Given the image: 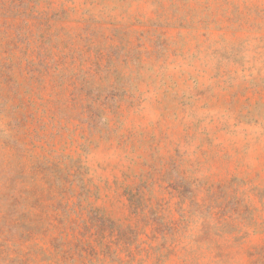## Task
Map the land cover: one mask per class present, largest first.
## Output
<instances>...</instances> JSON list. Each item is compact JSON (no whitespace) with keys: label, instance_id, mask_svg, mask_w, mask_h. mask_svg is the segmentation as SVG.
<instances>
[{"label":"rangeland","instance_id":"obj_1","mask_svg":"<svg viewBox=\"0 0 264 264\" xmlns=\"http://www.w3.org/2000/svg\"><path fill=\"white\" fill-rule=\"evenodd\" d=\"M0 264H264V0H0Z\"/></svg>","mask_w":264,"mask_h":264}]
</instances>
